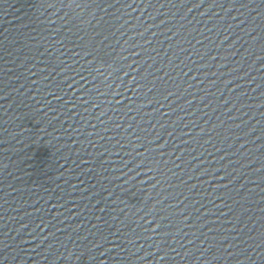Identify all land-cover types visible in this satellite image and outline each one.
<instances>
[{
    "label": "water",
    "instance_id": "1",
    "mask_svg": "<svg viewBox=\"0 0 264 264\" xmlns=\"http://www.w3.org/2000/svg\"><path fill=\"white\" fill-rule=\"evenodd\" d=\"M0 264H264V0H0Z\"/></svg>",
    "mask_w": 264,
    "mask_h": 264
}]
</instances>
